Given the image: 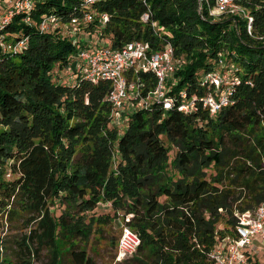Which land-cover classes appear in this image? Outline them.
Segmentation results:
<instances>
[{"label":"trees","instance_id":"16d2710c","mask_svg":"<svg viewBox=\"0 0 264 264\" xmlns=\"http://www.w3.org/2000/svg\"><path fill=\"white\" fill-rule=\"evenodd\" d=\"M32 1L31 23L20 13L0 27L1 41L24 42L15 53L0 45V228L8 226L0 264L45 255L47 264L66 256L96 264L86 249L91 237L120 217L141 239L133 263L214 264L211 253L237 238L240 215L264 205V0H233L244 14L221 19L211 15L216 0L94 4L86 33L111 48L139 41L152 52L174 50L172 107L135 108L122 132L112 125L111 83L79 72L61 81L78 46L61 28H40L46 18L67 24L81 16L82 1ZM219 73L231 91L212 115L203 100L224 90L207 79ZM128 80L141 97L158 83L145 72ZM102 204L113 216H95Z\"/></svg>","mask_w":264,"mask_h":264},{"label":"built area","instance_id":"2783aa9c","mask_svg":"<svg viewBox=\"0 0 264 264\" xmlns=\"http://www.w3.org/2000/svg\"><path fill=\"white\" fill-rule=\"evenodd\" d=\"M83 13L81 16H73L67 24H62L53 17L42 21L40 28L42 31H48L51 28H61L63 34L78 46V52L74 58L77 71L91 82L101 80L109 81L112 89L108 95V101L113 105V119L119 112L124 116L131 113L126 112V102L133 96L139 100L137 109L149 107L154 101L164 102L165 108L169 109L173 101L168 99V81L174 76L177 65L174 59V50L169 44L164 50L152 52L149 44L144 42H132L122 49H113L109 45L99 44L92 46L89 40L84 39L88 36L85 27L94 21V14L91 7L104 0H81ZM33 9L32 0H14L11 10L0 20V27L11 22L15 14L26 15V23H31L30 12ZM214 11L217 14L226 12L242 13V8L236 6L233 0H216ZM213 16V10L211 11ZM149 15L145 14L142 18L147 22ZM102 23L108 21V16L103 15L100 18ZM252 22V19H250ZM251 29V27H249ZM81 33H84L83 35ZM83 36V40H80ZM0 45L5 52H17L22 49L24 42L17 45L7 44L1 41ZM139 72L153 73L157 78V87L153 93L147 97H141L140 88L135 83L128 80L129 73L138 75ZM207 79L216 89L224 88L216 97L209 96L203 100L204 107L209 108L212 115L216 114L222 107L229 103L228 95L230 87L228 77L222 74H211ZM185 98V95L183 96ZM194 108V104L184 106L182 109L189 110ZM128 113V114H126ZM254 213V217L252 214ZM129 220V218H128ZM237 238H226L210 255L214 264H246V253L256 249L255 241H261L264 248V205L260 206L255 212H247L240 215L237 227ZM141 239L138 233L134 232L128 226H122L121 236L118 242L119 257L122 261L125 258L136 254Z\"/></svg>","mask_w":264,"mask_h":264},{"label":"rangeland","instance_id":"374dc122","mask_svg":"<svg viewBox=\"0 0 264 264\" xmlns=\"http://www.w3.org/2000/svg\"><path fill=\"white\" fill-rule=\"evenodd\" d=\"M14 0H0V20L5 15L9 13L11 10L12 4ZM235 12H226L223 14H217L213 9V17L215 19H221L223 16L234 15ZM82 35L84 33H81ZM84 39H87L90 42L91 47L99 44L110 45V41L108 38H103L99 33H89L88 36H84ZM80 40H83V36L80 35ZM71 68L73 70L68 69L61 73L63 79L61 81H71V77L73 76V72L77 71V66L74 64ZM221 70V69H220ZM55 71H58L57 69ZM223 74V73H222ZM66 75V76H65ZM172 77L170 81H173ZM132 96L128 102H126V112L131 113L134 107H137V102ZM126 113V114H128ZM112 125L115 126L120 132L125 129L126 120L123 112H119L115 118L112 120ZM163 140L166 142L167 146L170 144L167 142V139L164 137ZM175 154V150H171V157L173 158ZM62 209L58 210V214H61ZM252 217H254V213H251ZM113 216L111 212V207L109 205L102 204L97 210V214L95 216ZM122 226H124L123 218L113 219L111 223L105 226H98L99 230H96V234L91 237L90 242L88 243L86 249L88 252V256L94 260L96 264H137L133 263L132 257L125 258L122 261L118 260L119 257V249L118 242L121 236ZM8 230V226L6 225L4 229L0 228V238H2L5 232ZM230 234V233H229ZM228 234V235H229ZM256 249L246 253V264H264V248L260 240L255 241ZM46 256V255H45ZM43 257L41 262H37L36 264H47L48 258ZM70 256H66L64 259V264H73Z\"/></svg>","mask_w":264,"mask_h":264}]
</instances>
